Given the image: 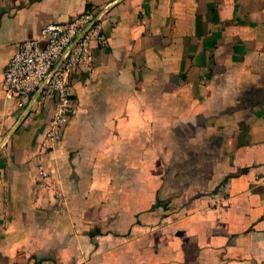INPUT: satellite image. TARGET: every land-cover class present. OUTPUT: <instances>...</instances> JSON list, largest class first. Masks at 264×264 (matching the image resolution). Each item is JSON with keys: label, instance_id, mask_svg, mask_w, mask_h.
<instances>
[{"label": "crops", "instance_id": "obj_1", "mask_svg": "<svg viewBox=\"0 0 264 264\" xmlns=\"http://www.w3.org/2000/svg\"><path fill=\"white\" fill-rule=\"evenodd\" d=\"M85 9L108 45L42 151L3 72ZM0 264H264V0H2Z\"/></svg>", "mask_w": 264, "mask_h": 264}, {"label": "built area", "instance_id": "obj_2", "mask_svg": "<svg viewBox=\"0 0 264 264\" xmlns=\"http://www.w3.org/2000/svg\"><path fill=\"white\" fill-rule=\"evenodd\" d=\"M103 13L85 9L71 20L49 23L40 37L19 43L3 72L1 88L7 100L19 109L53 102V113L45 124L40 148L57 146L73 114L69 77L78 68L92 64V49L106 48L108 37L102 29ZM46 178L48 173L38 170Z\"/></svg>", "mask_w": 264, "mask_h": 264}, {"label": "trees", "instance_id": "obj_3", "mask_svg": "<svg viewBox=\"0 0 264 264\" xmlns=\"http://www.w3.org/2000/svg\"><path fill=\"white\" fill-rule=\"evenodd\" d=\"M72 116H73V114H72ZM66 127H67V126H66ZM66 127L64 128V131H65ZM63 134H64V132H63ZM62 140H63V137H62ZM62 140H61V142H62ZM61 142H60V143H61ZM60 143H59V144H60Z\"/></svg>", "mask_w": 264, "mask_h": 264}, {"label": "rangeland", "instance_id": "obj_4", "mask_svg": "<svg viewBox=\"0 0 264 264\" xmlns=\"http://www.w3.org/2000/svg\"><path fill=\"white\" fill-rule=\"evenodd\" d=\"M1 1H2V0H0V4H1Z\"/></svg>", "mask_w": 264, "mask_h": 264}]
</instances>
